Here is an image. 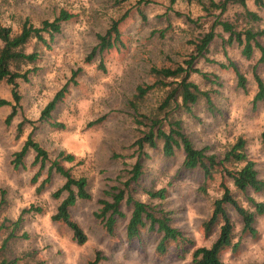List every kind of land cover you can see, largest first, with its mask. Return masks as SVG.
<instances>
[{
    "label": "rangeland",
    "instance_id": "1",
    "mask_svg": "<svg viewBox=\"0 0 264 264\" xmlns=\"http://www.w3.org/2000/svg\"><path fill=\"white\" fill-rule=\"evenodd\" d=\"M208 0H0V24L19 31L21 22L27 19L38 25L41 20L53 19L59 10H65L71 17L62 22L60 32L39 45L36 71L26 82L20 81V94L16 115L6 125L4 118L10 110L8 105L0 106V189L7 199L5 214L15 218L22 208L38 206L39 213L24 214L22 229L27 237L20 247L36 251L42 264H88L95 250L105 259L99 264H189V253L177 257L172 248L164 255L154 252L155 236L143 233L140 242H125L122 226L124 219L116 226V235L109 236L93 215L97 211L99 198H107L116 182L121 158L130 152V144L136 138L133 116L152 111L164 94L163 89H151L144 98L134 103L132 96L137 85L152 81L150 66L172 67L181 64L193 52V42L208 30L210 20L234 21V15L241 9L228 5L222 13L217 10L205 13L200 2ZM217 0H215L216 2ZM249 10L255 11L259 20L244 22L238 28L251 25L253 29L264 27V6L256 9L252 0H246ZM126 12L118 25L123 47L112 48L102 55L85 58L96 43V34H102L111 19ZM189 18V19H187ZM215 36L203 56H199L194 67L200 72L213 73L219 86L211 94L212 109H207L201 98L191 106L190 112L178 109L183 131L194 147H208V151L222 153L240 135L245 138V151L253 160L259 177L264 178V150L258 142V134L264 125V103H252L256 91L252 77V66L264 81V61L256 64L259 57L254 49L249 58H244L235 41L226 44L227 34L215 25ZM264 44V36L258 38ZM232 61L245 77V87L236 85V77L230 67L222 68L220 63ZM67 92L50 113L51 121L62 123L61 129L48 124L24 123L20 135L16 136V124L23 120H36L43 106L53 94L68 81ZM189 79L201 89L208 88L199 73H191ZM9 86L0 82V98L10 99ZM102 116L99 123L89 122ZM32 126L33 138L48 152L52 159L57 152L74 155V175L87 179L89 200H77L70 208L71 217L86 235L82 244L71 239L69 229L61 223L50 220L56 205L63 197L53 198L51 193L63 179L52 173L43 187L35 188L44 178V170L34 183L30 178L36 170L31 166L32 152L24 157V167L13 169L12 153L18 150ZM157 147L147 149L146 185L153 183L164 187L166 198L161 206L170 212L171 223L193 241V246H208L216 237V228L209 237L202 232L201 223L211 211V201L220 195L219 178L203 181L198 170H181V150L164 158ZM78 163L76 164V162ZM127 163L132 158H125ZM205 184V192L200 189ZM252 195L264 201V193ZM146 201L143 194H137ZM157 203V200H152ZM128 215V211H124ZM235 222L237 247L227 248L221 253L225 264H261L264 261V213L256 218V235H240L239 219L230 211ZM239 236V237H238Z\"/></svg>",
    "mask_w": 264,
    "mask_h": 264
},
{
    "label": "trees",
    "instance_id": "2",
    "mask_svg": "<svg viewBox=\"0 0 264 264\" xmlns=\"http://www.w3.org/2000/svg\"><path fill=\"white\" fill-rule=\"evenodd\" d=\"M122 1L125 0H116V2ZM137 1L145 2V0ZM200 3L207 14L215 10L222 13L228 5H238L241 10L234 15L233 22L218 20L214 16L210 20L208 30L193 42V52L181 64L172 67H149L148 72L152 81L149 84L137 85L132 101L140 102L151 89H163L164 94L152 111L133 116L137 135L129 146L130 152L125 157L132 158V161L127 163L123 156L113 153V156L121 158L122 167L116 175L115 184L108 192H105L107 198L97 200L99 207L93 215L109 236L116 235L117 223L124 219L122 232L127 243L134 240L140 242L145 232L153 234L156 238L154 252L157 255H164L169 248H172L177 257H183L185 253H189V264H225L221 259V253L227 248L234 251L237 247V240H234L235 222L230 211L239 219V236L245 234L254 237L256 218L264 213V201L256 200L248 193H264V178L258 176L253 160L245 151L244 137L238 135L219 154L208 151L206 146L197 148L183 131L180 116L175 114L178 109L190 112L191 106L201 98L207 109L213 108L211 94H215L213 86L220 85L218 77L213 73L200 72L194 67V62L199 56L204 55L214 38L215 25H219L227 34L226 44L235 41L241 46L240 53L244 58H249L254 49L258 50L259 57L256 64L264 61V44L258 41L259 37L264 36V27L252 28L250 24L257 22L259 16L255 11L247 8L246 0H217L216 2L208 0L207 3ZM252 3L256 9L264 6V0H252ZM70 17V13L61 9L53 19L41 20L36 26L24 19L17 32L0 24V82H4L10 88V99L0 98V106L10 107L4 118L6 125L17 112L20 100L19 82H26L28 76L37 69L39 45L47 46L48 41L60 32L62 22ZM125 17L126 12L116 19H111L104 32L96 34V43L85 61L94 55H102L112 48L123 47L118 25ZM244 22H250V24L238 28V24ZM219 66L230 67L235 74L236 85L240 88L245 87V77L232 61L228 60L227 64L220 63ZM251 70L256 87L252 103H264V81L255 71V65ZM191 73H199L209 87L201 89L189 79ZM74 75L75 72L53 94L36 120L23 119L16 124V136L20 135L24 123L30 125H34L35 122L45 123L56 129L62 128V123L51 121L50 113L67 92L68 82L71 81L74 84ZM101 120L102 116L90 121L89 125L99 123ZM35 127H31L20 148L12 153V168L24 167V157L31 151L33 157L30 165L36 166V170L30 182L34 183L45 169L43 172L45 176L36 186V191L49 181L52 173L63 179L62 184L51 193L53 198H59L62 195L63 197L50 215V220L66 226L71 233V239L80 245L85 242L86 235L71 217L70 208L77 200L90 199L87 179L84 175H74L72 166L66 165L74 161L73 154L61 150L50 159L48 152L33 138ZM257 138L264 150V125ZM158 142L161 144L160 150L164 158L173 157L176 150H181V170H198L204 182L215 177L219 178L220 195L212 199L211 211L201 223L205 237H209L215 228L217 230L216 237L208 246H193V241L172 225L170 212L161 206V201L167 195L164 187H156L153 183L145 184L147 179L145 160L149 157L147 149L156 148ZM200 189L205 192V184L201 185ZM137 194L145 195L147 200H140ZM152 200H157V203H153ZM7 205L5 191L0 189V264H42L35 250L20 247L21 242L27 237L22 229L24 214L29 211L39 213L42 209L30 205L28 208H22L15 218H10L5 214ZM125 210L128 211L127 216L124 213ZM104 259L105 256L99 250H95L88 264H99ZM261 264H264V261Z\"/></svg>",
    "mask_w": 264,
    "mask_h": 264
}]
</instances>
